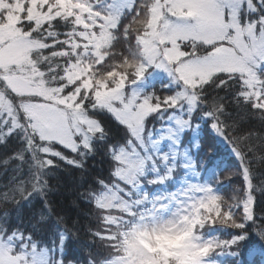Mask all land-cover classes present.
<instances>
[{
  "label": "snow or ice",
  "instance_id": "obj_1",
  "mask_svg": "<svg viewBox=\"0 0 264 264\" xmlns=\"http://www.w3.org/2000/svg\"><path fill=\"white\" fill-rule=\"evenodd\" d=\"M144 10L150 25L133 34L131 18ZM16 15L10 21L9 8H0V173H13L0 199L20 195L31 206L36 198L40 210L26 228L10 222L0 229V264L13 258L20 264H125L118 253L108 255L117 239L111 227L118 215H136L133 206L144 201L131 198L147 186L140 183L145 176L155 187L177 170L187 188L167 198L188 202L182 209L184 227L143 235L184 237L172 242L184 249L182 256L172 254L174 264H245L242 245L254 238L247 264H256V256L264 264V189L221 119L228 111L225 97L219 119L201 103L211 98V87L231 93L236 107L243 106L241 119L248 112L264 114V0H151L147 5L141 0H23ZM133 42L135 49L125 47ZM118 46L120 54L110 55ZM113 59L120 63H110ZM161 74L159 88L148 83L149 76ZM217 140L235 161L223 170ZM97 155L106 162V175L92 177L98 190L84 201L101 213L99 220L93 226V213H87L90 223L80 241L78 233L73 238L66 227L58 230L63 217H57L53 238L45 242L42 226L54 215L47 199L53 169L62 162L83 171ZM225 173L242 198L221 227L211 215L202 216V210L212 212L214 189L194 181ZM7 219V213L0 214V223ZM202 219L212 224L203 245L194 236ZM125 236L134 240L136 231ZM76 241L79 251L73 253L70 245ZM13 249L23 261L8 255ZM147 253L142 247L135 255L146 264Z\"/></svg>",
  "mask_w": 264,
  "mask_h": 264
},
{
  "label": "clouds",
  "instance_id": "obj_2",
  "mask_svg": "<svg viewBox=\"0 0 264 264\" xmlns=\"http://www.w3.org/2000/svg\"><path fill=\"white\" fill-rule=\"evenodd\" d=\"M151 0H141L142 5L150 4ZM150 13L147 10H144L143 15L133 16L131 18V22L129 23L128 27L131 29L133 34L142 33L146 27L150 25ZM126 48L131 47L135 49V42L131 45L126 44ZM114 51L118 56L120 54V49L117 47L109 52ZM36 59L38 62H43L42 55L37 50ZM135 63V60L132 61ZM51 63V60H49ZM110 63L119 64L120 62L113 59ZM108 65H105L107 68ZM125 71H128V66L124 67ZM104 78V77H101ZM51 83V79L49 80ZM214 83V82H213ZM199 95V93H197ZM223 96H212L207 101H201L202 104H207V106L211 109L212 114L217 116V119L220 117L217 115L221 110V99ZM257 119L264 124V114L256 113ZM228 128L231 127L233 131H235L236 126L234 125H226ZM231 135V132L228 133ZM233 141L237 144L239 149L244 152L245 154L251 153L252 156L250 159H255L257 162H264V131H256L253 130L243 137L241 136H234ZM39 142L36 143L34 147H39ZM34 156L36 159H40L39 155L35 154ZM147 163V162H145ZM46 167V166H44ZM39 171L43 172V169H39ZM88 169L85 167L83 172H87ZM43 175L49 176L51 173L43 172ZM151 177L145 176V179L142 180L140 183L142 185L146 184L147 186L144 187L143 192L138 193L136 197H132L131 200L140 199L143 200L139 206L134 205L133 211H135V216H128V215H118L117 221L113 224L110 231L114 237H117L115 240V252L108 253V255L113 256L116 253L119 254L120 257H123L125 260V264H142L140 258L135 255L138 248H142V245L145 242H150L154 247L158 246V244L162 241H170L171 242H179L184 237H182L179 233L172 238L168 236H145L143 233H152L154 230L160 229H172L174 227H184L182 216L185 212L182 210L186 208L188 202L185 201L184 205L178 204L177 202L170 200L167 198L168 193L179 191L180 189L187 188V184L184 183V173L180 170H177L176 175L169 179L166 183L160 186H153L152 183L149 181ZM194 182L198 183H205L206 186L211 187L214 189L211 195L215 198L214 203H210L209 206L212 208L211 214L205 209L202 210V216L207 217L211 215L212 220H215L218 226H224L227 223L226 214L228 211H235L236 207L238 206L241 200V189L236 186H232L229 188V191L222 192L217 187V184L220 183L219 177H217L216 181L213 182L211 178L206 177L204 181L197 180ZM264 189V187H261ZM98 189L93 183H89L87 187L83 188L80 195L83 200L91 201L93 194ZM145 194H147V199L145 200ZM22 195V193H21ZM20 199V195H17L15 199L9 197L7 201L0 199V214L7 213L8 219L5 220L4 223H0V229L5 228L6 224H10L12 215H11V207L9 205L14 206L18 203ZM130 200V202H131ZM155 201V203H154ZM91 206V205H90ZM154 211L149 212V209H153ZM93 213V219L99 220L101 213L97 212L95 208H91ZM141 213H143V218H141ZM217 213L219 214L217 217ZM239 214H237V219H239ZM60 224H64V227L67 228V225L64 223V218L60 222ZM212 229L211 221L207 219H202L195 225L194 228V236L197 238V242L201 245L208 242V235L207 233ZM136 231L135 239L133 240L131 237L126 238L125 234H131L133 231ZM71 232L73 238L76 237L77 233L73 232L71 229H68ZM0 235H3V232H0ZM9 256L15 257L19 256L20 261H23V254L16 253L13 249L11 253L8 254ZM149 255V253H147ZM157 257L159 253L156 254ZM130 257V258H129ZM172 264H174L173 259H169ZM10 264H20L16 259H12ZM68 264H74L73 261H69Z\"/></svg>",
  "mask_w": 264,
  "mask_h": 264
},
{
  "label": "trees",
  "instance_id": "obj_3",
  "mask_svg": "<svg viewBox=\"0 0 264 264\" xmlns=\"http://www.w3.org/2000/svg\"><path fill=\"white\" fill-rule=\"evenodd\" d=\"M154 86L156 88L160 87L158 84ZM207 92L210 97H225L223 103L228 106V111L221 117V119L225 121L226 125H236L235 131H233L231 127L228 128L229 132H231V135H229L230 138L234 135H245L253 130L264 131V124L257 119L256 113L248 112L246 118L241 119L242 116H245L243 106H240V108L236 107L235 103L231 99L230 92H226L222 89L214 90V88L211 87L207 89ZM228 113H230V115ZM204 127L206 133L214 136V134H211V129L207 128L206 125ZM111 130L115 132L114 128ZM216 147L221 170L230 167L235 163L234 157L226 144L217 140ZM0 154H2V150H0ZM251 156L252 154L248 153L249 159L246 160L245 163L249 164L252 168L253 175L256 177L257 185L264 187V162H257L255 159H250ZM58 163L60 166L53 169L54 175L50 177V191L47 196V199L52 206L54 215L51 217L47 225L42 226L43 232L41 234V238L45 242L50 243L54 235L52 228L55 224L56 218L63 217L64 223L67 225V229H71L73 232L78 233L80 241H82L85 239V229L90 223V214L87 215V213L91 211V206L81 198L80 193L83 188L87 187L89 183H92L93 176L101 174L102 172L106 175V162L103 161L99 155L89 158L86 164V168L88 169L87 172L71 169L62 162ZM12 175L13 173L11 170L0 173V190L10 186ZM81 176L84 177L83 181H81ZM212 178L214 179L213 182L217 179V177ZM219 180L222 181V183H218L217 187L222 192H227L230 187L234 186L233 182H231V176L229 173L226 177H224V175H220ZM34 200L35 202L32 203L31 206L24 203L20 199L14 206L9 205L12 209L11 222L19 223V226L22 228L28 227L32 219V214L40 210L39 200L36 198H34ZM18 217L22 218V223H20ZM92 220L93 226H95V219L92 218ZM64 228V224H60L58 230L63 231ZM252 243H254V238L242 245L241 259L244 260L245 264L248 262V248ZM78 245L79 241L70 245L73 253L79 251ZM255 260L256 264H260L259 256H256Z\"/></svg>",
  "mask_w": 264,
  "mask_h": 264
},
{
  "label": "rangeland",
  "instance_id": "obj_4",
  "mask_svg": "<svg viewBox=\"0 0 264 264\" xmlns=\"http://www.w3.org/2000/svg\"><path fill=\"white\" fill-rule=\"evenodd\" d=\"M23 0H13L12 5H4L0 4V8L7 6L9 8V18L10 21H15L17 19L16 13L20 10L22 6ZM119 48V46H118ZM115 73H113L114 75ZM164 81L162 74L159 77L149 76L148 83L150 85H160L161 82ZM228 173L224 174L226 177ZM211 180L214 179L211 177ZM218 186V185H217ZM142 247L146 252L149 253L150 260L146 262V264H163L164 260H169L170 258L174 259L175 257L172 255L173 253L178 254V256H182L184 253V249L179 245L173 244L171 241H162L158 244V246H153L150 242H145ZM157 253L159 256L157 257Z\"/></svg>",
  "mask_w": 264,
  "mask_h": 264
}]
</instances>
